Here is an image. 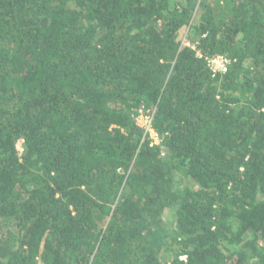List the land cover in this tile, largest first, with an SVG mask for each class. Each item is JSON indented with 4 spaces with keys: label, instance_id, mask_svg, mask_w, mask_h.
<instances>
[{
    "label": "trees",
    "instance_id": "1",
    "mask_svg": "<svg viewBox=\"0 0 264 264\" xmlns=\"http://www.w3.org/2000/svg\"><path fill=\"white\" fill-rule=\"evenodd\" d=\"M0 264H264V0H0Z\"/></svg>",
    "mask_w": 264,
    "mask_h": 264
},
{
    "label": "built area",
    "instance_id": "2",
    "mask_svg": "<svg viewBox=\"0 0 264 264\" xmlns=\"http://www.w3.org/2000/svg\"><path fill=\"white\" fill-rule=\"evenodd\" d=\"M185 43L187 45H190V43L187 41ZM208 64L213 72L225 71L227 69L228 60L222 56H217V57L208 59ZM136 120L140 124V126L143 128L144 134L149 135L151 139H153L154 143H158L159 137L156 131L152 127L151 115L148 113H144L143 110L140 109L139 114H137L136 116ZM21 142L22 140L20 139L16 143V148L18 150L21 149ZM182 258H184V256H182Z\"/></svg>",
    "mask_w": 264,
    "mask_h": 264
},
{
    "label": "rangeland",
    "instance_id": "3",
    "mask_svg": "<svg viewBox=\"0 0 264 264\" xmlns=\"http://www.w3.org/2000/svg\"><path fill=\"white\" fill-rule=\"evenodd\" d=\"M186 34H187V32H183V33L180 34L179 37H180L182 40H184V37H185ZM190 42H191V41H190ZM191 43H192V42H191Z\"/></svg>",
    "mask_w": 264,
    "mask_h": 264
}]
</instances>
